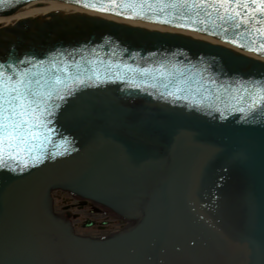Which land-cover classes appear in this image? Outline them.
I'll return each instance as SVG.
<instances>
[{
    "label": "water",
    "instance_id": "1",
    "mask_svg": "<svg viewBox=\"0 0 264 264\" xmlns=\"http://www.w3.org/2000/svg\"><path fill=\"white\" fill-rule=\"evenodd\" d=\"M61 5L100 13L0 29V63L51 77L54 62L72 90L62 86L43 134L0 168V264H264V105L248 107L264 97V35L215 12L181 19L156 0H0V24ZM56 189L139 210L140 223L109 241L76 240L51 215Z\"/></svg>",
    "mask_w": 264,
    "mask_h": 264
},
{
    "label": "snow or ice",
    "instance_id": "2",
    "mask_svg": "<svg viewBox=\"0 0 264 264\" xmlns=\"http://www.w3.org/2000/svg\"><path fill=\"white\" fill-rule=\"evenodd\" d=\"M108 2L115 3V0ZM156 2L161 11L165 7L180 10L181 19L186 15L198 17L202 13L211 16L212 12H215L217 19L226 24L232 22L233 27L237 29L243 25L245 31L254 34V38L264 35L261 31L264 29V0H169L166 3L156 0ZM84 6L105 10L98 5ZM232 42L237 43L236 40ZM261 46H264V41L261 42ZM18 63L24 64L25 61ZM52 63L54 71L51 77L47 76V71L30 74L28 69H21L13 62L0 63V168L7 166V160L17 159L22 151H29L32 142L43 134L42 129L46 126L44 113L48 111L53 96L60 100L65 99L61 94L62 86L69 95L72 94L66 79L60 74L62 69ZM33 67L38 65L34 64ZM257 91L264 92V88H258ZM262 105L264 97L252 99L248 107L256 109ZM240 111L243 112L244 109L241 108Z\"/></svg>",
    "mask_w": 264,
    "mask_h": 264
},
{
    "label": "bare ground",
    "instance_id": "3",
    "mask_svg": "<svg viewBox=\"0 0 264 264\" xmlns=\"http://www.w3.org/2000/svg\"><path fill=\"white\" fill-rule=\"evenodd\" d=\"M57 11L62 12L64 14H66V15L79 14V13H88V12L89 13H100V11H95V10H93V11L84 10L78 5H61V6H54V7H46V8L32 10V11H28V12H24V13L15 14L14 16H12L9 19H7L3 24H0V29L2 27L5 28L8 25L14 24L15 22H17V21H19L21 19H24V18L38 17V16L46 15V14H49V13H52V12H57ZM162 27L167 28V29H171V30H174V31H177V32H181V33H184V34H188V35H191V36H195V37H198V38H202V39H205V40L221 43L223 45H226V46L231 47L233 49H236L238 51H243V52H247V53H252V54L258 55L256 52L251 51V50H249L247 48L246 49L239 48L238 46L232 45L229 42H224L222 40L215 39V38H212V37L207 36V35H202V34H199L197 32H194V31H190L189 32V31H185V30H178V28L174 29V28H168V27H165V26H162Z\"/></svg>",
    "mask_w": 264,
    "mask_h": 264
},
{
    "label": "flooded vegetation",
    "instance_id": "4",
    "mask_svg": "<svg viewBox=\"0 0 264 264\" xmlns=\"http://www.w3.org/2000/svg\"><path fill=\"white\" fill-rule=\"evenodd\" d=\"M66 213H68L67 211H66ZM79 220V218L78 217H74V221L75 222H77ZM100 233H107V230L106 229H103V228H99V230H98Z\"/></svg>",
    "mask_w": 264,
    "mask_h": 264
}]
</instances>
